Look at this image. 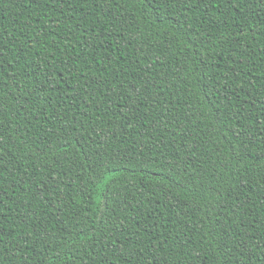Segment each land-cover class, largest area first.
I'll use <instances>...</instances> for the list:
<instances>
[{
	"label": "trees",
	"instance_id": "obj_1",
	"mask_svg": "<svg viewBox=\"0 0 264 264\" xmlns=\"http://www.w3.org/2000/svg\"><path fill=\"white\" fill-rule=\"evenodd\" d=\"M0 264H264V0H0Z\"/></svg>",
	"mask_w": 264,
	"mask_h": 264
}]
</instances>
